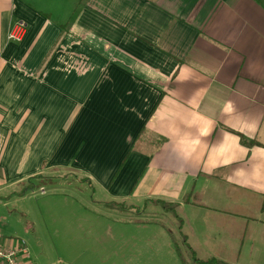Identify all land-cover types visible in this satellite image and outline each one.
<instances>
[{"label": "crops", "instance_id": "0c3cea01", "mask_svg": "<svg viewBox=\"0 0 264 264\" xmlns=\"http://www.w3.org/2000/svg\"><path fill=\"white\" fill-rule=\"evenodd\" d=\"M48 172L173 214L193 259L264 264V7L0 0V207Z\"/></svg>", "mask_w": 264, "mask_h": 264}, {"label": "rangeland", "instance_id": "374dc122", "mask_svg": "<svg viewBox=\"0 0 264 264\" xmlns=\"http://www.w3.org/2000/svg\"><path fill=\"white\" fill-rule=\"evenodd\" d=\"M103 195L71 173H45L3 202L0 234L23 241L34 264H196L173 214L115 209Z\"/></svg>", "mask_w": 264, "mask_h": 264}, {"label": "built area", "instance_id": "2783aa9c", "mask_svg": "<svg viewBox=\"0 0 264 264\" xmlns=\"http://www.w3.org/2000/svg\"><path fill=\"white\" fill-rule=\"evenodd\" d=\"M27 32V25L17 23L8 36L9 41L20 42ZM0 264H34L26 244L19 239L0 234Z\"/></svg>", "mask_w": 264, "mask_h": 264}, {"label": "trees", "instance_id": "16d2710c", "mask_svg": "<svg viewBox=\"0 0 264 264\" xmlns=\"http://www.w3.org/2000/svg\"><path fill=\"white\" fill-rule=\"evenodd\" d=\"M256 1H258V3L264 7V0H256ZM194 262L196 264H223V263L217 261L216 259H211L209 261H200L195 256H194Z\"/></svg>", "mask_w": 264, "mask_h": 264}]
</instances>
